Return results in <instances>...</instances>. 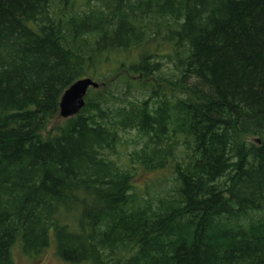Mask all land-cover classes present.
Returning a JSON list of instances; mask_svg holds the SVG:
<instances>
[{
    "label": "trees",
    "instance_id": "obj_1",
    "mask_svg": "<svg viewBox=\"0 0 264 264\" xmlns=\"http://www.w3.org/2000/svg\"><path fill=\"white\" fill-rule=\"evenodd\" d=\"M52 243L70 264H264V0H0V264Z\"/></svg>",
    "mask_w": 264,
    "mask_h": 264
},
{
    "label": "rangeland",
    "instance_id": "obj_2",
    "mask_svg": "<svg viewBox=\"0 0 264 264\" xmlns=\"http://www.w3.org/2000/svg\"><path fill=\"white\" fill-rule=\"evenodd\" d=\"M153 81H156V79H150ZM66 118H63L59 115L56 116L52 122L51 126L49 127V130L44 131L45 135L49 133V131L53 132V128L55 125L58 123H64ZM134 136L133 133L131 134H125L124 139L125 140H130V138ZM259 141V139H257ZM129 146V145H128ZM128 152L131 151V148H128ZM127 152L125 149L122 150V159H125ZM164 176L162 173H158V171L153 172V171H148L143 169L141 166H137L133 170V183L136 185L138 190H143L148 189L150 192H158L161 187L158 186V181ZM168 186H171L169 184ZM14 259H15V264H70L65 261H63L56 253V248L55 244L52 243L50 247L40 256L37 257H29L26 256L22 253L21 249L19 246H16L14 249ZM85 264V263H81ZM88 264V263H86Z\"/></svg>",
    "mask_w": 264,
    "mask_h": 264
},
{
    "label": "water",
    "instance_id": "obj_3",
    "mask_svg": "<svg viewBox=\"0 0 264 264\" xmlns=\"http://www.w3.org/2000/svg\"><path fill=\"white\" fill-rule=\"evenodd\" d=\"M99 86L100 84L90 77L75 81L62 94L59 115L70 118L79 114L85 105V97L90 88H99Z\"/></svg>",
    "mask_w": 264,
    "mask_h": 264
}]
</instances>
